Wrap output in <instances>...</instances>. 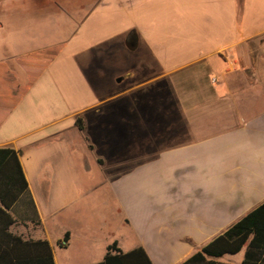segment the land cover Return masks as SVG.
Here are the masks:
<instances>
[{"label": "crops", "instance_id": "crops-1", "mask_svg": "<svg viewBox=\"0 0 264 264\" xmlns=\"http://www.w3.org/2000/svg\"><path fill=\"white\" fill-rule=\"evenodd\" d=\"M37 1L0 57V149L18 153L28 182L9 233L47 241L55 264L102 263L114 242L182 264L264 203V0ZM131 127L135 144L177 143L128 168L119 154L113 184L138 239L124 249L62 215L92 186L86 160L109 170L91 141L126 144ZM142 127L165 129L143 138Z\"/></svg>", "mask_w": 264, "mask_h": 264}, {"label": "rangeland", "instance_id": "rangeland-1", "mask_svg": "<svg viewBox=\"0 0 264 264\" xmlns=\"http://www.w3.org/2000/svg\"><path fill=\"white\" fill-rule=\"evenodd\" d=\"M41 0H38L35 4L30 2V7L32 10H38V6ZM26 3V0H0V57L5 55L8 51L9 45L13 44V39H17V34L22 33V30H16V28L22 27V21L20 17H22V13L20 12L23 10V7ZM32 3V4H31ZM19 10V11H18ZM9 19L8 23H4L5 19ZM12 19V20H11ZM17 19V20H16ZM16 20V21H14ZM6 27V28H5ZM49 32H52L49 31ZM68 33H64L63 36L68 35ZM12 37L9 38V36ZM0 71H3V68L0 64ZM176 91V92H175ZM183 89L178 88L173 91V101L180 102L182 97ZM198 96H194L190 98V102H197ZM116 115L119 117H129L130 123H138L139 119L137 116H132L126 112H117ZM115 115V116H116ZM135 117V118H134ZM137 118V119H136ZM123 119V118H122ZM133 119V120H132ZM115 120V119H114ZM118 120V119H117ZM132 129V127H131ZM165 128H149V127H142L141 133L143 134V138H146V135L153 134V132L164 130ZM170 129V128H169ZM175 131L182 129V127H174L172 128ZM199 131H210L216 130L218 127L216 126H200L198 128ZM96 130H93L95 132ZM132 130H130V135L127 137L126 144L120 142L117 136H114L115 139L112 140L114 137L111 135L110 137H96L94 138L91 143L94 149V153L96 157H99L103 163V167L109 168V170L102 171L98 164L93 162L91 165L89 159L85 161V165L88 168V177L90 182L92 181L91 188L89 187L87 190L78 191L77 199L78 202L75 206L69 208L67 207L66 211L63 213L62 222L64 225H69L70 228L74 227V223L76 219L85 218L87 226L92 228L95 235L99 236L100 243L111 242L114 239H120L124 249L133 247V245L138 241L135 237V234L130 231V229L124 226L123 223V212L121 211V207L119 205V187H121V183L113 184L114 180H117L121 174L114 175L113 172L117 170L119 167V154L122 153L127 156L126 162L122 165V167H132L134 165L133 157L137 156H149L155 155L154 153L161 149H165V147H169L168 145L175 144V143H168L167 140L164 142H141L140 139L137 138V143L135 144V137L132 135ZM160 138V137H159ZM163 139V138H161ZM165 139V138H164ZM148 140V139H146ZM160 140V139H159ZM125 146V147H124ZM124 147V149H123ZM146 156V157H147ZM139 160V158H138ZM123 162V161H122ZM115 170V171H114ZM107 173V174H106ZM138 176H127L126 183L128 180L133 181L134 177ZM135 184L132 183L131 185L127 184V189L135 190ZM76 193V192H75ZM160 192V198H162L163 194ZM83 195V196H82ZM128 199V196L126 197ZM131 215L135 216H142V214L138 213L136 210L130 212ZM153 215V214H152ZM151 215V216H152ZM180 227V226H178ZM177 227V228H178ZM225 256L222 259H219V262L224 264H241L235 261V259H242L243 252L239 255L234 256Z\"/></svg>", "mask_w": 264, "mask_h": 264}, {"label": "trees", "instance_id": "trees-1", "mask_svg": "<svg viewBox=\"0 0 264 264\" xmlns=\"http://www.w3.org/2000/svg\"><path fill=\"white\" fill-rule=\"evenodd\" d=\"M80 125V120L78 121ZM28 191V182L12 149H0V264H55L47 241L24 240L9 229L16 223L9 210ZM68 235L65 240L67 241ZM244 252L241 264H264V203L212 240L182 264H224L219 259ZM99 264H153L143 247L123 253L114 242Z\"/></svg>", "mask_w": 264, "mask_h": 264}, {"label": "water", "instance_id": "water-1", "mask_svg": "<svg viewBox=\"0 0 264 264\" xmlns=\"http://www.w3.org/2000/svg\"><path fill=\"white\" fill-rule=\"evenodd\" d=\"M120 81H121V79L118 80V82H120Z\"/></svg>", "mask_w": 264, "mask_h": 264}]
</instances>
